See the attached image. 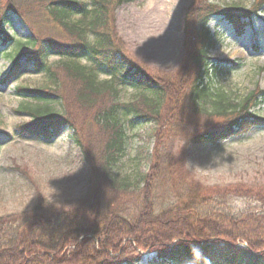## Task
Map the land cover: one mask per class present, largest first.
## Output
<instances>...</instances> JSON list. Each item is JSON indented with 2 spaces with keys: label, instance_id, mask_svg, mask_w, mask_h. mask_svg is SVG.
I'll list each match as a JSON object with an SVG mask.
<instances>
[{
  "label": "trees",
  "instance_id": "16d2710c",
  "mask_svg": "<svg viewBox=\"0 0 264 264\" xmlns=\"http://www.w3.org/2000/svg\"><path fill=\"white\" fill-rule=\"evenodd\" d=\"M134 1L93 0L89 8L77 0H36L49 29L75 39L67 46L56 37L38 36V22L27 19L14 0H6L1 9L0 57L11 62V73H16L20 58L46 73L53 87H58L60 69L64 73L58 92L18 89L44 105L58 97L64 115L51 120L56 115L48 108L25 106L21 110L32 120L21 133L50 140L69 126L89 169L90 186L70 210L57 211L40 202L30 211L0 217V264H140L145 254L151 255L147 264H264V183L201 185L184 168L181 152H168L169 143L183 136L186 127L195 128L192 142L217 146L264 125L251 112L264 104V92L257 89L231 104L218 83L239 65L208 58V19L223 16L240 35L241 13L208 0L192 3L183 16L184 61L177 79H167L134 61L115 32L113 10ZM262 5L264 0H258L256 8ZM12 14L29 29L22 42L3 29ZM48 55L61 59L56 67L45 62ZM100 75L107 79L99 80ZM121 86L137 95L122 102ZM126 117L150 120L157 128L149 171L135 193L113 178L125 153ZM235 200L255 202L257 208L236 211Z\"/></svg>",
  "mask_w": 264,
  "mask_h": 264
},
{
  "label": "rangeland",
  "instance_id": "374dc122",
  "mask_svg": "<svg viewBox=\"0 0 264 264\" xmlns=\"http://www.w3.org/2000/svg\"><path fill=\"white\" fill-rule=\"evenodd\" d=\"M27 19L38 22V36L56 37L62 45H71L74 38L59 32L45 19L36 0H14ZM89 8L93 0H77ZM197 0H135L122 3L113 10V23L124 50L148 70L167 79H177L186 49L183 16ZM224 9L241 13L245 23L243 33L237 35L232 25L222 16H211L207 27L212 35L208 58L223 65H239L223 76L218 83L228 95L231 104H239L251 92H264V5L256 8L258 0H208ZM31 2V4H30ZM6 0H0L1 10ZM30 4V5H29ZM28 10L29 15L26 13ZM254 10H258L254 13ZM247 14V16L245 15ZM46 21L48 22L46 24ZM6 34L16 42L29 36V29L15 15L4 25ZM51 33V34H50ZM13 44L5 47L8 53ZM61 61L48 55L45 62L52 67ZM84 64V63H82ZM232 65V64H231ZM11 62L0 57V217L18 215L33 209L38 203L50 204L55 210L67 211L77 205L78 199L88 193L89 169L81 158L69 126L61 127L50 139L32 138L20 128L32 119L21 108H48L54 119L64 118L63 105L58 97H50L47 104L35 102L18 89H45L59 91L64 73L60 69L58 87H53L44 72H36L30 62L19 59L15 74ZM99 80L107 79L100 75ZM122 102L133 99L137 92L120 87ZM264 96L260 97V101ZM257 118L264 121V104L254 109ZM88 124L89 115H84ZM125 119V122H124ZM200 119L197 117L196 120ZM126 135L125 153L113 169L115 183L130 186L133 193L142 188V178L148 173L156 145V125L148 121L123 118ZM194 127H186L179 139L172 140L168 152L183 155V166L196 182L205 186H219L244 182L264 183V125L253 127L247 134L221 141L217 146L191 141ZM236 211L257 208L255 202L235 200ZM244 245V244H240ZM151 255H143L140 264H147Z\"/></svg>",
  "mask_w": 264,
  "mask_h": 264
}]
</instances>
